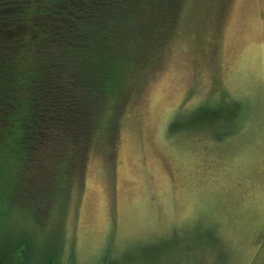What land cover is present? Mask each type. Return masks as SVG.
<instances>
[{
  "label": "rangeland",
  "instance_id": "rangeland-1",
  "mask_svg": "<svg viewBox=\"0 0 264 264\" xmlns=\"http://www.w3.org/2000/svg\"><path fill=\"white\" fill-rule=\"evenodd\" d=\"M183 1L115 141L95 140L80 183L67 167L68 196L5 223L53 264H264V0Z\"/></svg>",
  "mask_w": 264,
  "mask_h": 264
},
{
  "label": "trees",
  "instance_id": "trees-1",
  "mask_svg": "<svg viewBox=\"0 0 264 264\" xmlns=\"http://www.w3.org/2000/svg\"><path fill=\"white\" fill-rule=\"evenodd\" d=\"M181 4L185 1L0 0V264L56 261L37 250L27 233L13 234L5 223L14 207L32 217L44 196H68L67 167L75 165L80 183L95 140L115 141L116 112L128 86L136 79L138 87V80L148 78L143 70L163 64L171 46L161 38L175 35ZM66 139L70 157L58 145ZM39 151L46 159L37 175L31 160ZM111 156L109 151L110 161Z\"/></svg>",
  "mask_w": 264,
  "mask_h": 264
}]
</instances>
